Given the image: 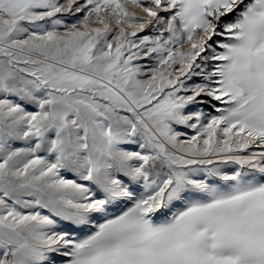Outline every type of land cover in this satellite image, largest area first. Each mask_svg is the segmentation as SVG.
Returning a JSON list of instances; mask_svg holds the SVG:
<instances>
[{"label":"snow or ice","instance_id":"snow-or-ice-1","mask_svg":"<svg viewBox=\"0 0 264 264\" xmlns=\"http://www.w3.org/2000/svg\"><path fill=\"white\" fill-rule=\"evenodd\" d=\"M0 264H264V0H0Z\"/></svg>","mask_w":264,"mask_h":264},{"label":"rangeland","instance_id":"rangeland-1","mask_svg":"<svg viewBox=\"0 0 264 264\" xmlns=\"http://www.w3.org/2000/svg\"><path fill=\"white\" fill-rule=\"evenodd\" d=\"M135 11H138L137 9H134ZM187 47V46H186ZM207 110V109H206ZM178 130H180V131H188V133H189V135H191L192 134V132H191V130H187V129H185L183 126H180L179 128H178ZM17 146H19V145H17Z\"/></svg>","mask_w":264,"mask_h":264},{"label":"bare ground","instance_id":"bare-ground-1","mask_svg":"<svg viewBox=\"0 0 264 264\" xmlns=\"http://www.w3.org/2000/svg\"><path fill=\"white\" fill-rule=\"evenodd\" d=\"M139 11V9H137Z\"/></svg>","mask_w":264,"mask_h":264}]
</instances>
